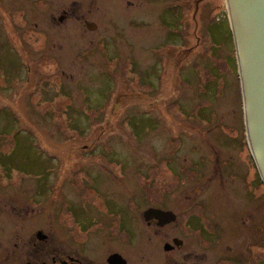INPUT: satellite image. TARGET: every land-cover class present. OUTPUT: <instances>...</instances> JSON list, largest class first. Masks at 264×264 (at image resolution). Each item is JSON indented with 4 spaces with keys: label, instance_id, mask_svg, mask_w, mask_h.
Wrapping results in <instances>:
<instances>
[{
    "label": "rangeland",
    "instance_id": "rangeland-1",
    "mask_svg": "<svg viewBox=\"0 0 264 264\" xmlns=\"http://www.w3.org/2000/svg\"><path fill=\"white\" fill-rule=\"evenodd\" d=\"M0 3V189L32 194L34 229L75 243L79 230L107 233L117 247L121 218L100 209L136 218L143 193L175 194L174 211L221 241L223 257L264 264V183L225 0ZM75 4L80 18L59 21Z\"/></svg>",
    "mask_w": 264,
    "mask_h": 264
},
{
    "label": "flooded vegetation",
    "instance_id": "flooded-vegetation-1",
    "mask_svg": "<svg viewBox=\"0 0 264 264\" xmlns=\"http://www.w3.org/2000/svg\"><path fill=\"white\" fill-rule=\"evenodd\" d=\"M46 7L44 6L47 10L48 7ZM82 10V5L75 4L70 9L63 11L59 21L71 20L72 17L79 19ZM83 17L81 15V18ZM87 21L86 19L85 22ZM8 186L12 185L7 184L0 189V264H111L109 259L115 254L120 255L125 264H132L131 250H136L139 254L136 264H209L210 259L214 261L213 264L241 263L238 260L237 251L228 254V259H226L223 257L225 255L224 250L217 249L219 244L223 245L221 241H215L212 234L211 236L205 232L200 234V230H195L194 226L187 224L184 219V212L174 211L176 206L172 204L171 197L175 194H171L170 198L160 197L156 199L151 194L143 193L142 202L140 201L142 205L139 206L134 201L136 205L131 210L138 209L136 218L135 214L130 216V208L117 209V212H110L107 208L106 211L100 209V213L104 214L102 216L109 217L113 214L119 215L118 220L121 218L119 227L123 229L124 237L120 236L122 241L119 239L120 242H116L119 246L114 247L113 242L105 238L108 236L107 233L104 234L105 239L94 238L92 240L89 236L84 237L79 230L77 231V243H75L52 239L50 234L44 232L42 224L37 225L34 229L31 222L32 216L30 217L36 209L32 194L26 192L21 200L12 193L2 192ZM15 190H17L16 187ZM187 199L190 200V198ZM96 200L97 198H91L90 201L94 211L97 208ZM157 201L165 206H158ZM152 209L172 212L177 219L174 222L162 224L163 221L156 217L145 216V213ZM98 213L97 210V215ZM14 214L23 217L21 219H25L27 223L17 224V221L14 222L12 219ZM121 215L124 216L123 219ZM132 217L137 221L135 231L138 240L134 243L131 242L134 234L131 224L129 225L133 220ZM78 218L77 228H80L81 223ZM104 222L94 223V225L103 227Z\"/></svg>",
    "mask_w": 264,
    "mask_h": 264
},
{
    "label": "water",
    "instance_id": "water-1",
    "mask_svg": "<svg viewBox=\"0 0 264 264\" xmlns=\"http://www.w3.org/2000/svg\"><path fill=\"white\" fill-rule=\"evenodd\" d=\"M244 107L250 150L264 183V0H225ZM89 30L94 24L87 23ZM162 224L176 221L172 212L149 210ZM42 238V236H41ZM111 264H125L118 254Z\"/></svg>",
    "mask_w": 264,
    "mask_h": 264
}]
</instances>
